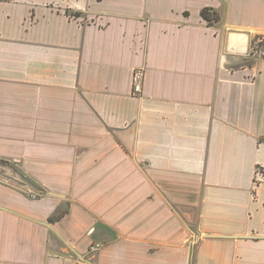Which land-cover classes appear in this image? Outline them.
I'll list each match as a JSON object with an SVG mask.
<instances>
[{
  "label": "crops",
  "instance_id": "crops-1",
  "mask_svg": "<svg viewBox=\"0 0 264 264\" xmlns=\"http://www.w3.org/2000/svg\"><path fill=\"white\" fill-rule=\"evenodd\" d=\"M256 36L264 0H0V161L43 190L0 181V264H264Z\"/></svg>",
  "mask_w": 264,
  "mask_h": 264
},
{
  "label": "water",
  "instance_id": "water-1",
  "mask_svg": "<svg viewBox=\"0 0 264 264\" xmlns=\"http://www.w3.org/2000/svg\"><path fill=\"white\" fill-rule=\"evenodd\" d=\"M0 181L25 192L40 194L43 190L33 184L27 177L9 163L0 161Z\"/></svg>",
  "mask_w": 264,
  "mask_h": 264
},
{
  "label": "built area",
  "instance_id": "built-area-1",
  "mask_svg": "<svg viewBox=\"0 0 264 264\" xmlns=\"http://www.w3.org/2000/svg\"><path fill=\"white\" fill-rule=\"evenodd\" d=\"M256 44H257V42L254 41L253 46H252V50L254 53L257 52V50H255V48H254ZM143 76H144V70L140 67L135 68L132 72V77H131L132 92L135 95L141 93ZM254 179H255V181L263 180L264 179V170H262L260 167H257V169L255 171ZM93 248L94 247L91 246V249H93Z\"/></svg>",
  "mask_w": 264,
  "mask_h": 264
},
{
  "label": "rangeland",
  "instance_id": "rangeland-1",
  "mask_svg": "<svg viewBox=\"0 0 264 264\" xmlns=\"http://www.w3.org/2000/svg\"><path fill=\"white\" fill-rule=\"evenodd\" d=\"M254 41L257 42L254 47L257 50L256 54L264 55V38L262 36H256Z\"/></svg>",
  "mask_w": 264,
  "mask_h": 264
},
{
  "label": "trees",
  "instance_id": "trees-1",
  "mask_svg": "<svg viewBox=\"0 0 264 264\" xmlns=\"http://www.w3.org/2000/svg\"><path fill=\"white\" fill-rule=\"evenodd\" d=\"M201 16L207 21L208 24L216 20L214 13H211L210 9L204 8L201 10Z\"/></svg>",
  "mask_w": 264,
  "mask_h": 264
}]
</instances>
